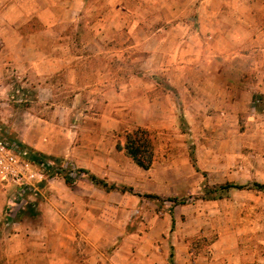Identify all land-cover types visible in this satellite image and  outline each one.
<instances>
[{"label":"rangeland","instance_id":"rangeland-1","mask_svg":"<svg viewBox=\"0 0 264 264\" xmlns=\"http://www.w3.org/2000/svg\"><path fill=\"white\" fill-rule=\"evenodd\" d=\"M48 1L55 10L43 22L45 0H0V81H9L10 100L51 118L45 155L55 163L23 194V208L11 202L17 187L0 177V264H264V192L212 191L264 184V81H255L264 51H252L247 81L233 80L232 68L220 81L211 65L222 59L210 61L195 30L200 0ZM238 3L225 7L237 13ZM69 7L73 20L60 31L57 8ZM180 20L187 28H174ZM253 20L259 34L264 10ZM228 23L222 33L237 31ZM64 56V70L34 76L41 59L58 67ZM44 84L47 100L36 96ZM137 128L154 141L147 169L116 148ZM90 174L136 194L108 192ZM90 193L107 203L92 206L88 220L104 241L76 239V253L28 248L27 237L59 214L84 218L75 205Z\"/></svg>","mask_w":264,"mask_h":264},{"label":"crops","instance_id":"crops-1","mask_svg":"<svg viewBox=\"0 0 264 264\" xmlns=\"http://www.w3.org/2000/svg\"><path fill=\"white\" fill-rule=\"evenodd\" d=\"M45 1L46 7L41 9L42 12L39 15L43 22H47L48 19H51L52 13L50 14L49 10H55V8H52L55 3H51L52 6H50L49 1ZM225 1L226 0H200L197 16L198 25L195 30L197 31V35L201 36L204 42L207 43L204 50L209 51L208 56H210V61L213 59H222L217 65H211L214 68L211 70L212 74L218 75L219 80L223 81L224 78L222 76L225 72V68H232L233 80L247 81L245 78L242 79L241 77L244 72L247 73V63L248 59H252V51H264V26L259 34L253 32L254 27H252L255 25L253 19L259 17V12L264 10V0H238L239 3L237 6L239 11L237 13H230L225 7ZM57 11H60V14L55 19L52 26L54 27V25L57 24V29L62 31L66 29L73 20V17H70L72 7H69V9L64 8L62 11L57 8ZM54 16H56L55 13ZM228 21L230 23H228ZM226 23L231 25L234 30L237 28V31L231 33L225 31L222 33L224 27L226 28ZM182 24L184 28H187L186 21L182 22L181 20L175 23L174 28H180ZM45 31L53 32L54 30L50 31V29H46ZM209 43L211 44L210 46ZM38 46L39 45H36L35 47ZM30 48H32L31 45L28 49ZM46 48H48V46ZM246 51H249V53H246ZM205 53L206 52L203 51V54ZM56 62L58 67H56L55 62L48 58L41 59L33 67L34 76H46L52 72L64 70L68 67L65 56L61 58L59 62ZM262 64H264L263 61L260 62V65ZM248 65H250V61ZM257 77L255 81H264L263 76L258 75ZM20 79H23V83L28 80L25 75L20 77ZM8 86V80L0 81V135H3L4 138L9 140H15L21 146L27 147L35 152L49 155V142L53 139V136L49 133L51 130V118L48 119L47 115L44 116L43 114L30 110V108L25 107L27 104H16L10 100L8 97H12V95L10 94ZM222 92H224V88H222ZM36 96L39 99L46 98V100L51 97L52 93L49 89V85L44 84L40 86ZM23 102H26V99ZM64 184L66 185V182H64ZM83 199V202L78 201V205L75 206H77V210L80 211L78 217L84 216V218L80 217L77 219L76 217L77 223L74 221L72 223V219L68 218L69 216L67 214H59L58 218L60 220L58 223L39 226L40 236L37 237V239L31 236L27 237L26 241H29L28 248L32 244H35L39 246L38 249L43 250L49 249L52 245L57 250L70 251L74 249V253H76L77 246L74 244L76 239L77 241L85 240L86 242L104 241L106 239L104 234L99 237V231L95 230L96 227L90 224L88 220L96 216L91 213L92 206L101 207V205H107V203L105 204L104 201H97L91 193L89 197H84ZM59 205L62 206V210H66L69 203L64 202ZM77 232H79L81 237H76Z\"/></svg>","mask_w":264,"mask_h":264},{"label":"trees","instance_id":"trees-1","mask_svg":"<svg viewBox=\"0 0 264 264\" xmlns=\"http://www.w3.org/2000/svg\"><path fill=\"white\" fill-rule=\"evenodd\" d=\"M24 147V146H23ZM28 154L27 158L34 162L39 163L43 160H48V156L41 152H35L27 147ZM117 149H122L126 152V154L132 158L134 163L144 169H147L153 162L154 158V141L151 137L150 133L144 128H137L132 130L131 132H127L125 134L124 143H117ZM90 181L97 185L105 188L106 191H120V192H130L133 193L132 187L127 185L118 186L114 183H108L102 178L97 177L94 174L89 175ZM67 183V179H65ZM251 188L264 192V184L260 182H252L248 185L234 184V183H223L215 186L213 190L222 191L227 189H244ZM136 194V193H133ZM138 196L146 197V198H156V195L151 193L137 194ZM174 200V199H172ZM170 262L173 263V252L169 253Z\"/></svg>","mask_w":264,"mask_h":264},{"label":"built area","instance_id":"built-area-1","mask_svg":"<svg viewBox=\"0 0 264 264\" xmlns=\"http://www.w3.org/2000/svg\"><path fill=\"white\" fill-rule=\"evenodd\" d=\"M27 154V149L18 142L0 138V177L17 187L11 202L22 208L28 203L23 194L31 189L34 181L44 179L45 172L55 164L52 160H43L37 166L27 158ZM6 219L12 220V215L8 213Z\"/></svg>","mask_w":264,"mask_h":264}]
</instances>
